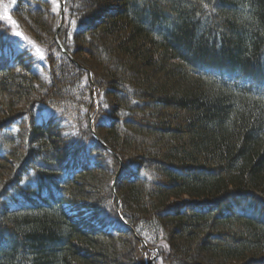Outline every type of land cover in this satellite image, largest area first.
<instances>
[{
	"label": "trees",
	"instance_id": "obj_1",
	"mask_svg": "<svg viewBox=\"0 0 264 264\" xmlns=\"http://www.w3.org/2000/svg\"><path fill=\"white\" fill-rule=\"evenodd\" d=\"M3 7L0 264H264V0Z\"/></svg>",
	"mask_w": 264,
	"mask_h": 264
},
{
	"label": "water",
	"instance_id": "obj_2",
	"mask_svg": "<svg viewBox=\"0 0 264 264\" xmlns=\"http://www.w3.org/2000/svg\"><path fill=\"white\" fill-rule=\"evenodd\" d=\"M60 4H61V8L59 9V20H60V23L58 24L57 28H56V31H55V35H54V40H55V43L57 45V47L59 48L60 52L67 58L69 59L74 65H76L77 67H79L80 69H83V67H81L72 57L70 54H68L66 52V50L62 47L61 43L59 42L58 38H57V34L62 26V23H63V17H64V0H59ZM88 80L89 82H91V76L88 72ZM91 87H92V93L94 92L95 90V87L91 84ZM89 130L91 132V134L93 135V137L95 138V140L104 147V149H106L108 152H110L111 154L114 155V153L95 135V133L93 132L92 130V123H91V116L89 117ZM116 157V155H114ZM121 170H119V172L117 173V176L119 175ZM114 186H115V183L112 184V190H113V193H114ZM118 205V199L116 200V206Z\"/></svg>",
	"mask_w": 264,
	"mask_h": 264
},
{
	"label": "rangeland",
	"instance_id": "obj_3",
	"mask_svg": "<svg viewBox=\"0 0 264 264\" xmlns=\"http://www.w3.org/2000/svg\"><path fill=\"white\" fill-rule=\"evenodd\" d=\"M0 13H1L0 17L2 18L1 20L10 23V20H9V18L7 17V8H6V7H3V8L1 9V12H0Z\"/></svg>",
	"mask_w": 264,
	"mask_h": 264
},
{
	"label": "snow or ice",
	"instance_id": "obj_4",
	"mask_svg": "<svg viewBox=\"0 0 264 264\" xmlns=\"http://www.w3.org/2000/svg\"><path fill=\"white\" fill-rule=\"evenodd\" d=\"M55 7L53 8V11H57L61 8V4L59 2V0H53ZM205 7H207V5H205Z\"/></svg>",
	"mask_w": 264,
	"mask_h": 264
}]
</instances>
